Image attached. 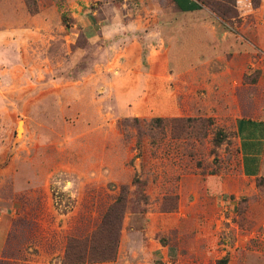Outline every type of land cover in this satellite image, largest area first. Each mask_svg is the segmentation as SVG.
Returning a JSON list of instances; mask_svg holds the SVG:
<instances>
[{
  "label": "rangeland",
  "instance_id": "rangeland-1",
  "mask_svg": "<svg viewBox=\"0 0 264 264\" xmlns=\"http://www.w3.org/2000/svg\"><path fill=\"white\" fill-rule=\"evenodd\" d=\"M210 1L224 19L0 0V264H69L119 198L115 258L80 264H264V175L238 132L264 119V0Z\"/></svg>",
  "mask_w": 264,
  "mask_h": 264
},
{
  "label": "trees",
  "instance_id": "trees-1",
  "mask_svg": "<svg viewBox=\"0 0 264 264\" xmlns=\"http://www.w3.org/2000/svg\"><path fill=\"white\" fill-rule=\"evenodd\" d=\"M174 1L177 2V0ZM205 6H210L214 13L224 19L221 9L223 5L217 2L198 0L192 9H201ZM122 212L123 202L122 198H119L105 215L97 232L82 239L74 238L69 242L66 252L67 262L69 264H80L107 261L115 258L120 236ZM227 261V258H224L219 260L217 264H226Z\"/></svg>",
  "mask_w": 264,
  "mask_h": 264
},
{
  "label": "crops",
  "instance_id": "crops-1",
  "mask_svg": "<svg viewBox=\"0 0 264 264\" xmlns=\"http://www.w3.org/2000/svg\"><path fill=\"white\" fill-rule=\"evenodd\" d=\"M198 0H177L175 3L183 12L187 13H198L204 12L205 9H192ZM179 3V4H178ZM206 28L210 26L223 31V37H227L231 34L228 28H225L222 23H211L208 22L203 24ZM163 71L167 72L169 69V56H165ZM161 69V70H162ZM151 70V69H150ZM161 74V73H159ZM149 75H153V71H149ZM148 80V84L150 82ZM239 140L241 145V154L243 158L242 166L247 176L256 177L261 174L264 175V119L263 118H252V119H241L238 124Z\"/></svg>",
  "mask_w": 264,
  "mask_h": 264
},
{
  "label": "bare ground",
  "instance_id": "bare-ground-1",
  "mask_svg": "<svg viewBox=\"0 0 264 264\" xmlns=\"http://www.w3.org/2000/svg\"><path fill=\"white\" fill-rule=\"evenodd\" d=\"M19 133H20V131H19Z\"/></svg>",
  "mask_w": 264,
  "mask_h": 264
}]
</instances>
